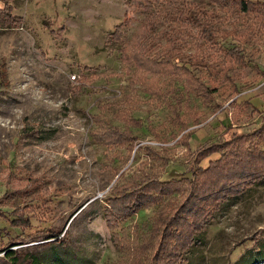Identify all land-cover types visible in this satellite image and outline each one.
Wrapping results in <instances>:
<instances>
[{
  "label": "rangeland",
  "instance_id": "1",
  "mask_svg": "<svg viewBox=\"0 0 264 264\" xmlns=\"http://www.w3.org/2000/svg\"><path fill=\"white\" fill-rule=\"evenodd\" d=\"M248 1L243 12L239 0H159L147 13L144 0H0V264H149L147 232L189 197L210 147L235 141L222 183L257 180L206 196L217 178L197 179L189 216L201 224L185 257L264 264V0ZM171 54L191 71L135 59ZM135 177L180 182L118 203Z\"/></svg>",
  "mask_w": 264,
  "mask_h": 264
},
{
  "label": "trees",
  "instance_id": "2",
  "mask_svg": "<svg viewBox=\"0 0 264 264\" xmlns=\"http://www.w3.org/2000/svg\"><path fill=\"white\" fill-rule=\"evenodd\" d=\"M159 1V0H144V4L140 6V8H142L144 10V12H150L151 9L153 8L154 4ZM239 6L242 8L243 12H247L249 10V5H251V2H249L248 0H239L238 2ZM128 25H130V20H125L119 24L118 26H116L115 30L109 35L110 38H112V40L114 42H118L121 41L124 38V35L126 33V28H128ZM126 48H124L121 52H122V57H121V61L124 59L125 57V53H126ZM128 53V52H127ZM127 57V55H126ZM135 57V56H134ZM174 55L171 54L170 56L167 57H162L161 59L155 61L152 60L153 58L149 57V56H137L136 59V63L137 65H139L140 67H146V66H152L154 65L155 67H160L161 65H163L165 63V65L168 66H176V68H182V69H187L188 71L190 69V67L187 66L188 63H181L180 65V59L177 58H173ZM165 59V60H164ZM171 62V63H170ZM174 62V63H173ZM186 71V70H185ZM2 71H0V76H2ZM1 80V77H0ZM129 122L135 123L134 125H136L135 127H139L140 123L139 121H137L136 119L132 118ZM134 127V126H133ZM113 131V130H112ZM113 134H117V140H122L123 142H130L128 139H126L125 137V133L126 132H116L113 131ZM129 137L132 139V141H136L135 137H133L132 133L129 132ZM242 138V137H241ZM244 139V138H242ZM234 143V146L232 145ZM233 143H228L226 146L225 150H229L228 148H230V146H233L234 149H236V141ZM238 149H241V151H239L237 154L241 155V156H252L253 152L243 149L242 147L244 146L243 144L241 145H237ZM225 151V153L227 152ZM230 152L232 155H234V150L232 151H228ZM224 153V149H222L220 146L218 145H214L212 147H210V151L208 152L207 155H203L202 159L200 161H204L206 159H209L210 157H214L213 160H211L208 163L207 167H203L201 165V163H199V167L198 170L200 173H198L197 171L195 172H190L191 173V177L190 178H186L185 180L189 181L190 183V195L189 197L183 201V204L177 209V213H170V214H161L158 219L154 222L153 227L147 232V240L145 243H143V245H145L146 248H150L153 249L155 247L158 248V253H156V255L152 256L151 262H149V264H187L188 260L186 259L185 255L186 253L193 247V244L196 242L197 240V233L199 232L200 229L197 228L198 224H201V222L199 223V219H192V221H190V216L189 214H192V212L196 213L194 216H197V210L198 208H196V204H198V201L200 202L201 197H199V195L196 193L197 189L199 186H201L200 180L197 181L198 178L200 177H204L207 176L209 177L210 180H214L215 178H217L218 184L216 185V187L211 188L210 185H205L204 188L205 190H203L202 192L206 194L208 193H212V192H216L217 190H220L221 192L226 191L227 189H230L228 187H238L239 185H245V183H249L251 181H255L257 180V177L254 175L255 171H251V173H249V175L246 176V178H244L243 176H241V178L237 181V184L235 186H232L229 183L227 184V181H224V175L227 174L226 170L223 171L225 168H232L231 171L232 173L234 172L235 167L237 166V162L231 161L229 162L230 159H232L233 157L228 158V154L225 155ZM252 170V169H251ZM236 174V173H235ZM223 176V178H222ZM241 180H243V182H241ZM174 182L179 183L180 181H168V182H162L159 179H142L135 177L131 183V185H128L124 188H118L117 192H120V197H122L123 199L120 200L118 203H122V204H129L131 206V204L133 202H135L137 204L138 200L139 202H149V200L152 197H149V193L153 194V190L154 188L157 189L159 186H161V184H165L164 188H166L168 185L173 184ZM240 182V183H239ZM227 184V185H226ZM246 184V185H247ZM159 185V186H157ZM152 187V189L150 188ZM145 190L144 192L146 193H140L139 191ZM185 190V189H184ZM184 190L182 192H184ZM161 192H165L164 189L161 190ZM244 192V191H242ZM121 193L123 195H121ZM140 193V195L138 196V194ZM180 191H174V192H168V193H162L161 195L164 196V199L167 198H171L172 199H176L177 196L180 195ZM155 194V193H154ZM211 195V194H210ZM213 195V194H212ZM166 196V197H165ZM207 196V195H206ZM155 198V204L156 202L162 197L160 196V194L158 193V195H154L153 196ZM129 203H126V201H129ZM152 200V199H151ZM152 203H150V206L153 205ZM147 206V207H150ZM133 209L132 207L129 208ZM143 209L142 207L139 208L138 210ZM145 209V207H144ZM137 210V211H138ZM175 210V209H174ZM120 211H124V210H120ZM176 212V211H175ZM184 214L186 215V217L184 216ZM183 216L185 218L183 219V223L185 224V228L183 230V234H179L180 229L178 228V226H180V223L182 222V219L180 218V216ZM206 215H204V217H206ZM128 217V216H127ZM125 217V218H127ZM117 218V217H116ZM111 221H116L115 219H110ZM30 223V221H28ZM210 222V221H209ZM208 221H203L202 226H201V232L202 229L205 225L208 226ZM174 226H177L178 228V234L177 237L179 236L180 241H176V246L175 247H170V244L168 243V238L171 235V228H173ZM158 240V241H157ZM163 242H164V246H165V242L167 243V247L163 246ZM144 247V246H143ZM173 250L172 253H170V250ZM139 249L137 248L136 251H138ZM165 252V258H161L163 253ZM172 254V255H171ZM173 256V257H172ZM170 258V259H169ZM165 259V260H164ZM168 259V260H167ZM167 260V261H166ZM165 261V262H164Z\"/></svg>",
  "mask_w": 264,
  "mask_h": 264
}]
</instances>
